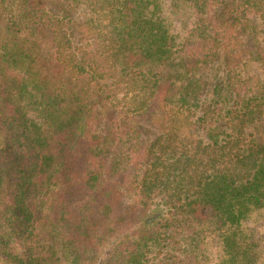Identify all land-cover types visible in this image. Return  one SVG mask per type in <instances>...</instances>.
<instances>
[{
    "label": "trees",
    "instance_id": "16d2710c",
    "mask_svg": "<svg viewBox=\"0 0 264 264\" xmlns=\"http://www.w3.org/2000/svg\"><path fill=\"white\" fill-rule=\"evenodd\" d=\"M0 264H264V0H0Z\"/></svg>",
    "mask_w": 264,
    "mask_h": 264
}]
</instances>
